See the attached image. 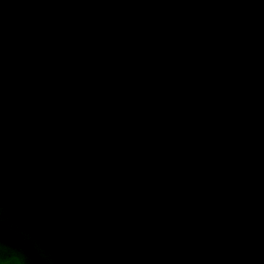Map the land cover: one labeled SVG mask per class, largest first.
Here are the masks:
<instances>
[{"label": "water", "instance_id": "1", "mask_svg": "<svg viewBox=\"0 0 264 264\" xmlns=\"http://www.w3.org/2000/svg\"><path fill=\"white\" fill-rule=\"evenodd\" d=\"M0 264H264V0H0Z\"/></svg>", "mask_w": 264, "mask_h": 264}]
</instances>
